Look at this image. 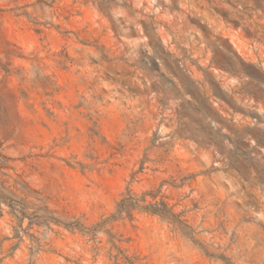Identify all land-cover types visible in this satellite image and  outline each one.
<instances>
[{
	"label": "rangeland",
	"instance_id": "374dc122",
	"mask_svg": "<svg viewBox=\"0 0 264 264\" xmlns=\"http://www.w3.org/2000/svg\"><path fill=\"white\" fill-rule=\"evenodd\" d=\"M0 264H264V0H0Z\"/></svg>",
	"mask_w": 264,
	"mask_h": 264
},
{
	"label": "trees",
	"instance_id": "16d2710c",
	"mask_svg": "<svg viewBox=\"0 0 264 264\" xmlns=\"http://www.w3.org/2000/svg\"><path fill=\"white\" fill-rule=\"evenodd\" d=\"M141 210L144 211V212L148 211V212H150L152 214H169V212L166 211V210H153V209L150 210V209H148L146 207H142Z\"/></svg>",
	"mask_w": 264,
	"mask_h": 264
}]
</instances>
